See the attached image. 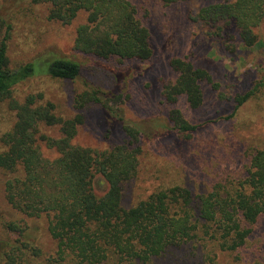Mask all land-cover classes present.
I'll return each instance as SVG.
<instances>
[{
	"label": "trees",
	"instance_id": "16d2710c",
	"mask_svg": "<svg viewBox=\"0 0 264 264\" xmlns=\"http://www.w3.org/2000/svg\"><path fill=\"white\" fill-rule=\"evenodd\" d=\"M30 1L48 6V19L63 25L72 24L81 12L87 14L86 22L76 30L75 49L81 53L118 66L153 56L150 32L132 0ZM182 1L190 0H161L165 6ZM218 1L203 8L198 19L207 24H234L241 39L251 46L256 39L254 30L264 22V0ZM11 32L9 19L0 12V105L8 104L15 116L14 126L1 139L0 171L21 173L6 183L7 202L29 219L46 216L56 250L45 258L19 223L6 221L2 224L5 234L0 233V263L5 254L1 264H151L200 232L217 240L223 251L234 252L246 245L264 218V149L255 153L244 184L233 192L222 195L216 189L194 196L190 189L174 185L125 208L124 185L138 172L141 129L124 123L132 141L111 150L75 145L80 116L64 119L53 103L41 102V96L19 100L15 92L39 75L75 81L81 75L80 63L53 57L12 67L8 54ZM171 66L179 76L166 87V101L172 104L184 96L191 108H199L201 82L213 83L212 77L185 60L174 59ZM100 94L84 91L76 97L75 107L101 104ZM252 95H244L239 105ZM170 120L172 129L183 138H190L197 129L179 110L171 111ZM43 126L59 128V139L41 137L47 149L57 153L54 159L45 157L37 142ZM14 234L19 237L13 239Z\"/></svg>",
	"mask_w": 264,
	"mask_h": 264
},
{
	"label": "rangeland",
	"instance_id": "374dc122",
	"mask_svg": "<svg viewBox=\"0 0 264 264\" xmlns=\"http://www.w3.org/2000/svg\"><path fill=\"white\" fill-rule=\"evenodd\" d=\"M132 2L150 32L153 56L118 66L75 49L76 30L86 22V13L81 12L72 24L63 25L48 19L46 5L30 0H0V12L12 25L8 52L12 67L67 57L78 61L82 68L75 81L36 76L16 89V99L41 96V102L54 104L59 117L80 116L82 122L73 143L93 150L130 145L132 138L124 123L141 129L138 172L124 185L125 208L174 185L190 189L194 196L216 189L222 195L233 192L244 184L255 153L264 149V22L254 30L256 39L250 46L234 24H207L198 19L203 8L218 0H190L169 6L161 0ZM174 59L190 62L212 77L213 83L201 82L203 103L199 108H191L184 96L172 104L166 101V87L175 84L179 76L171 66ZM86 90L99 91L102 103L77 109L75 99ZM250 92L251 98L239 105ZM175 110L197 127L190 138L172 129L170 114ZM14 123L8 104H1L0 149L2 137ZM42 136L59 139V128L43 126L37 135L44 156L56 158L57 153L47 149ZM19 176L20 172L0 171V233L5 234L4 222L19 223L28 241L38 245L45 258L52 257L56 245L48 232L49 219H29L7 202L6 183ZM18 237L13 235V239ZM4 259L3 253L1 263ZM151 264H264V218L237 251L221 250L217 240L200 232L194 240Z\"/></svg>",
	"mask_w": 264,
	"mask_h": 264
}]
</instances>
